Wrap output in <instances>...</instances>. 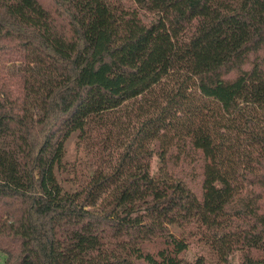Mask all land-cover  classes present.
I'll return each instance as SVG.
<instances>
[{"label":"trees","instance_id":"1","mask_svg":"<svg viewBox=\"0 0 264 264\" xmlns=\"http://www.w3.org/2000/svg\"><path fill=\"white\" fill-rule=\"evenodd\" d=\"M0 252L264 264V0H0Z\"/></svg>","mask_w":264,"mask_h":264},{"label":"rangeland","instance_id":"2","mask_svg":"<svg viewBox=\"0 0 264 264\" xmlns=\"http://www.w3.org/2000/svg\"><path fill=\"white\" fill-rule=\"evenodd\" d=\"M75 156V138L74 136H71L67 142H66V159L72 160ZM153 169H157V159L155 158L153 161ZM202 252V247H200L197 244H193L190 246V249L187 253V257L189 259H194L196 256H198ZM232 260L234 262L238 261V256L234 255L232 257ZM4 261V255L0 252V264H3Z\"/></svg>","mask_w":264,"mask_h":264}]
</instances>
